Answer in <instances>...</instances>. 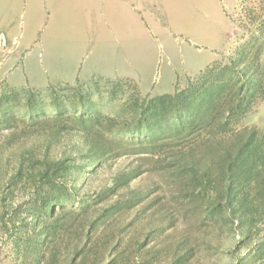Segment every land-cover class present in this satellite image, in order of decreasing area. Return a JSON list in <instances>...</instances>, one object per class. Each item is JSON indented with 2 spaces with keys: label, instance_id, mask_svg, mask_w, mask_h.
<instances>
[{
  "label": "rangeland",
  "instance_id": "rangeland-1",
  "mask_svg": "<svg viewBox=\"0 0 264 264\" xmlns=\"http://www.w3.org/2000/svg\"><path fill=\"white\" fill-rule=\"evenodd\" d=\"M95 1L0 0L6 38L0 42V264H41L38 252L55 253L61 264L74 246L94 243L101 253L108 247L114 264H235L263 239L264 215L248 216L254 232L239 242V217L214 202L213 190L225 178L222 151L239 143L229 139L233 128L217 121L238 112L225 96L264 58V0H134L135 79L94 76L44 88L11 82L24 53L46 35L56 4L63 5L62 31L74 36L80 17L92 19ZM193 82L200 100L205 89L222 95L208 119L187 130L175 101L157 98L176 90L190 94ZM243 87L249 91V80ZM250 95L234 130L253 132L264 144V92ZM82 114L91 119L83 124ZM85 124L113 131V154L98 161L82 155L83 139L75 132ZM52 130L57 134L49 140ZM212 136L216 142L208 143ZM45 152L51 159L69 153L81 166L71 180L51 187L38 174ZM22 156L27 162L19 174ZM185 161H195V168ZM128 169L137 175L130 189L139 194L104 189ZM38 191L43 202L58 196L65 203L61 212L55 207L61 222L51 235L44 229H52V215L37 217L28 206ZM87 217L95 230L86 240ZM257 256L253 251L251 262L264 264V254Z\"/></svg>",
  "mask_w": 264,
  "mask_h": 264
},
{
  "label": "trees",
  "instance_id": "trees-1",
  "mask_svg": "<svg viewBox=\"0 0 264 264\" xmlns=\"http://www.w3.org/2000/svg\"><path fill=\"white\" fill-rule=\"evenodd\" d=\"M239 77L243 78L240 83L236 84L235 90L229 94L230 97L225 96V99H227L225 102L230 106V108H233L234 104L237 103L238 112H230L227 113L226 116L222 113L221 118L217 121L219 127L229 126L230 128H233L229 139H237V137H239V143L230 147V149L222 151L221 160L225 162V178H223V180L215 186L213 190V198L214 202L219 205L221 204L220 202L225 203V208L229 211L230 217H239L237 228L239 234L241 235V239L239 240V242H241L246 239L249 240L255 229V224L248 218V216L253 214L255 210L264 215V144L262 141L256 139L253 132L245 133L242 130L236 131L234 129H236V126L241 118L246 115V108L244 107L243 109V106H245L243 104L246 93L252 95L255 92H257V94H263L264 92V58L260 64L251 66L248 71L243 72V74ZM246 80H249V91H245L243 87ZM192 85L193 87L190 94H185L184 91L176 90L173 94H165L157 98L159 101H162L163 99L175 101L178 108L182 110L185 116H187V124L183 127L187 130H192L195 127L197 120L203 121L208 119V116L217 108L220 96L222 95L215 93V89H205L201 95L203 98L200 100L196 94V89L198 87L197 82H193ZM79 119L84 124V122L90 120L91 118H85L82 114ZM55 134H57V131L52 130V133L49 135V140H51V137ZM75 134L79 135L83 139L84 149L81 152L82 155L89 157L94 161H98L107 155L113 154L111 151L112 149L109 147L114 135L111 129L93 127L85 124V127L77 129ZM240 134H244L243 137H241ZM213 139L214 136L209 137L206 140L208 143L216 142V140L212 142ZM70 151H72V147ZM28 152H30V150ZM29 154L32 155V153ZM189 156L192 157L191 155ZM187 160H190L188 163H191V158ZM26 162L27 160H25V157L22 156L20 168L18 169L19 174L23 171V164ZM184 163L187 164V166L190 165L187 161ZM27 166L28 168H35L31 163ZM80 166V164L74 162L69 153H65L59 159H51L49 157V153L45 152L44 157L38 165V174L44 182L50 186L52 185L51 187H53V184H57L61 180H71L72 177L70 172L73 168ZM190 167L195 168V161L190 165ZM132 172L133 171L131 169L119 171L112 178L110 185L104 189L117 191L118 189L123 190V188H125L126 191L123 190V194H131V197L133 194H139L137 190L130 189V180L137 176L132 174ZM50 186H48V188ZM39 191L33 198L32 203H29L28 206L37 217L40 216V213L44 215L49 213V215H52L51 218L53 221L50 222L52 229H44L47 234L51 235V232H57L59 227L58 222L60 221V216H57V210L55 207L59 206L60 209L58 210L61 212L64 209L65 203L60 200L58 196L43 202L40 198ZM251 191H255L254 197H251ZM41 202H43L42 205L40 204ZM61 216H63V214ZM42 218L44 221L47 220L45 216H42ZM89 219V217L86 218L88 221L85 220L84 227L86 228L83 229V234L86 237V240L91 238L92 232L95 230L93 221ZM34 229H36V227ZM43 239L44 235L38 243V247L41 246ZM99 247L101 248V246H98L95 243L92 244L90 248L84 245L80 247L76 245L72 249L74 252L72 256L66 257L60 262L61 264H114L117 262V259L112 262L113 259H109L106 252H104L108 247H102V253L98 250ZM79 248L81 250L83 248L84 250L80 251ZM95 249H97V251ZM252 250L254 252L256 251L258 258H263L264 236ZM252 250H250L248 256L242 259L238 257L240 261L239 259H236L235 264H253L251 262V256L253 254ZM34 258L37 263L41 264H58L59 262L57 255L53 252L49 255L38 252L34 254ZM253 261H256L255 258Z\"/></svg>",
  "mask_w": 264,
  "mask_h": 264
},
{
  "label": "crops",
  "instance_id": "crops-1",
  "mask_svg": "<svg viewBox=\"0 0 264 264\" xmlns=\"http://www.w3.org/2000/svg\"><path fill=\"white\" fill-rule=\"evenodd\" d=\"M90 6L94 7L92 19L88 22L87 14L80 17L81 28L72 36L62 31L63 5L56 4L46 35L36 40L35 51L30 48L24 53L11 82L44 88L51 83H73L94 76L135 79L134 0H96ZM138 23L145 34V22L140 19Z\"/></svg>",
  "mask_w": 264,
  "mask_h": 264
},
{
  "label": "built area",
  "instance_id": "built-area-1",
  "mask_svg": "<svg viewBox=\"0 0 264 264\" xmlns=\"http://www.w3.org/2000/svg\"><path fill=\"white\" fill-rule=\"evenodd\" d=\"M0 42L3 43V44L6 43V38H5L3 33H0Z\"/></svg>",
  "mask_w": 264,
  "mask_h": 264
}]
</instances>
